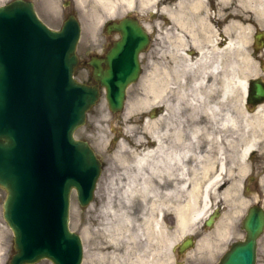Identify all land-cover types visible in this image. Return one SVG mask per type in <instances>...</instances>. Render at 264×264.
<instances>
[{"label":"water","instance_id":"1","mask_svg":"<svg viewBox=\"0 0 264 264\" xmlns=\"http://www.w3.org/2000/svg\"><path fill=\"white\" fill-rule=\"evenodd\" d=\"M131 23L123 27L132 32L115 44L108 68L95 64L99 83L89 85L74 77L81 36L74 15L55 30L32 1L0 6V187L7 192L3 214L16 250L9 264L44 258L54 264L82 263V239L70 229L71 193L76 189L80 204H89L102 165L74 132L97 103L100 86L114 113L124 108L127 87L141 73L139 53L149 43L148 35ZM123 47L131 57L114 62ZM263 225L264 214L251 209L247 240L234 243L220 264H256Z\"/></svg>","mask_w":264,"mask_h":264},{"label":"flooded vegetation","instance_id":"2","mask_svg":"<svg viewBox=\"0 0 264 264\" xmlns=\"http://www.w3.org/2000/svg\"><path fill=\"white\" fill-rule=\"evenodd\" d=\"M194 1L203 2V7L196 8L197 4ZM132 3L156 6L157 8L152 13L156 16L150 15L149 18H145L143 15L118 14L112 20L117 23L124 17L137 20L152 39L145 52L151 53V56L153 55L154 40L159 32L167 35L168 39L169 36L176 35L183 37L185 40L183 53L187 56H195L200 47L194 43V38L192 40L193 31L196 32L198 44L201 43L203 50L211 49L208 37L212 33L216 34L214 39L217 47L223 50L230 40L239 41L235 34L236 29H232L233 22H237L239 26L249 25L250 36L246 38L245 42L239 43L233 48L236 53L240 51L252 54L255 62L251 66L240 64L237 74L246 78L245 91L238 85L234 92L228 91L226 110L231 115H239L241 110L253 113L264 105V33H261L264 32L262 20L264 16L233 13L232 7L238 4L237 0H132ZM244 17L253 19L245 21L242 19ZM260 33L263 35L259 41ZM100 35L101 39L98 41L99 48L97 50L96 47L93 48L90 45L80 53L76 74H83V80L86 82H95L93 78L94 64L102 62L106 68L109 51L122 37L119 31H113L107 27L101 29ZM173 49L174 46L171 50ZM227 50L231 52L232 48H227ZM141 60L143 62L142 57ZM163 64L162 76L168 75V65L166 62ZM174 75V72H171L164 82L169 79L173 80ZM213 78L209 70H204L203 73L198 70L196 72L188 71L185 79H177L175 84H172L171 81L173 92L181 82L185 83L186 96L180 100L172 97L169 107L166 102L150 107L146 116L147 125L142 143L122 141L125 139L123 130L117 128L112 132L106 149L97 150V152L103 162V171L109 167V164H106L102 153L115 157V162L111 166L115 180L119 177L123 178L124 167L119 162L120 159L131 162V156L145 152L147 154L146 186L155 191L167 192L169 191L167 189H171L172 193H177V190L174 192L175 189L182 188L186 181L192 180L194 184L198 182L199 188L201 181L219 177L221 184L218 192L229 191L228 201L226 203L214 202L215 206L207 217L208 219H210V215L214 217V225L208 227L206 218L197 228L196 238L200 239L203 235L215 232L221 216L228 213L231 206L244 204L242 213L232 217V220L229 221L233 227L231 235L226 239L231 240L232 238L229 241L231 244L238 238L247 239L248 232L245 229V223L252 206H255L256 211L264 214V131L258 136L256 146L246 155L244 161L242 160L244 144L241 140L246 137V133L244 135L243 122L238 123L236 132H234V127L229 126L225 134L222 133L224 141H220V145L210 141L208 133L217 126L211 125L212 119L208 115L206 105L201 97L207 102H213L217 98L220 100L223 86L222 83L217 86L213 84ZM240 92L243 93L238 96ZM186 147L189 152L185 155ZM198 154L202 155V163L199 162ZM221 161L224 162L223 172L220 170ZM117 192L118 194L122 192L119 183ZM149 192L151 193V189ZM173 201L176 202L177 197ZM168 218L175 223L173 215ZM235 224L241 231V236L233 238L232 232L235 230ZM257 257V264H264V227L257 239ZM162 262L163 258H160L155 261V264H162Z\"/></svg>","mask_w":264,"mask_h":264},{"label":"bare ground","instance_id":"3","mask_svg":"<svg viewBox=\"0 0 264 264\" xmlns=\"http://www.w3.org/2000/svg\"><path fill=\"white\" fill-rule=\"evenodd\" d=\"M194 3L197 4L195 7L198 9L202 8L204 5L203 2L199 1H194ZM236 6L241 9V13L236 11H233V13L264 16V0H243ZM242 19L249 21L253 18L244 17ZM232 29H236L235 34L239 38V41L230 40V43H227V47L223 50L217 47L214 39L216 34L214 33L208 37V43L212 46L210 47L211 49L203 50L201 48V43L198 44L196 32L193 31L192 40L194 38V43L200 47L195 56H187L183 53L185 49V40L183 37L169 36V38L173 40V54H178L177 56L174 55L171 57L174 76L177 79H185V75L188 71L196 72L199 70L203 73L204 70H209L214 77L213 84L217 86L222 83L223 90L220 100L217 98V100L213 102H207L201 97L206 105L207 113L212 119L211 125L217 126L212 132H209L208 135L211 142L214 141L220 145V143L224 141V135L222 133L224 132L225 134L229 126L234 127V132H236L238 123L243 122L245 127L244 135L246 133V137L241 140L244 144L242 147V160L244 161L246 155L256 146L258 136L264 131V105L257 108L253 113L241 110L239 115H231L226 110L228 91L234 92L237 85L243 88V90L245 89L246 78L237 74L241 66L240 64L243 63L245 66H251V64L255 62V59H252L249 53H241L238 51L240 55L244 54L243 60L239 61L235 49L233 48L239 43L245 42L246 38L250 36V26H239L237 22H233ZM227 48H232V51L228 52ZM160 69L161 66L151 74L150 78L145 80L142 97L138 100L136 105H148L151 102L154 104H162L166 102L167 107H169L172 97L180 100L186 96L185 83L181 82L176 87V91L173 92L171 87L172 80L169 79L164 82L165 78L170 75L169 69L167 68L168 75L165 74L164 76H162V71H160ZM242 93L243 92H240L238 96ZM132 107V105L129 106L126 115L130 114ZM134 108L135 107H133L132 110H134ZM138 143H142V140H138ZM185 149L186 155L189 150L187 147ZM146 157L147 154L143 152L137 153V155L133 157L131 156V162L125 159L119 160L124 167V172L122 174L123 178L119 177L116 179V182L120 185V189H122L121 196L117 198L118 201L116 205L123 206V208L116 211L117 218L113 222L112 227L114 228L115 235L118 237L125 233L128 227L137 226L140 229V227L143 228L145 226L146 229L149 230V234L155 231L165 234L167 239L166 246L171 248L179 233L181 235L185 234V232L192 229L193 224L205 219L209 214L213 205L210 193L212 191H217L220 179L219 177L209 179L199 188L198 182L194 184L192 180H189L185 182L182 188L175 189L174 192L177 190V193H172L171 189H167L169 190L167 192L155 191L146 186ZM201 157L202 155L198 154V158L200 159L199 162L202 163ZM220 170L221 172L224 170V162L222 161L220 162ZM149 189H151V193ZM224 192L229 194L226 190ZM125 197L126 199L124 200ZM176 197L177 201L175 202L173 200L176 199ZM129 204H138L140 206V220L136 219V221L130 214ZM243 207L244 204L231 206L228 210L229 212L224 214L225 216L221 223H219L218 228L215 229V232L204 235L199 241V246L209 248L221 247L230 233V227L227 223L232 220V217H236L242 213ZM171 215L174 216L176 221V231L169 234L167 226L171 222L168 218ZM194 234H196V232ZM172 235L174 236L172 237ZM169 236L172 238L169 239ZM216 237H218V239H216L217 241L215 240ZM219 250V248L216 249L215 253ZM108 256L109 255L103 257ZM131 258L126 261L125 257L115 256L112 260L113 262L115 261L114 264H151V259H146V257H135L132 261Z\"/></svg>","mask_w":264,"mask_h":264},{"label":"rangeland","instance_id":"4","mask_svg":"<svg viewBox=\"0 0 264 264\" xmlns=\"http://www.w3.org/2000/svg\"><path fill=\"white\" fill-rule=\"evenodd\" d=\"M11 0H0V5ZM36 2V7L40 17L52 28H60L63 21L67 18L70 13H75L78 15L82 25L83 34L79 44V55L88 46L99 48V45H95L94 42L101 39L99 35L98 26L102 27V22L109 18H112L116 14H123L132 11L133 14H138L149 18L155 8L154 5H134L131 4L132 0H71L70 7H65V0H34ZM243 0H237V3ZM233 11L240 12L241 9L234 5L232 7ZM159 13V12H158ZM174 37H177L174 36ZM168 40V42H167ZM172 39H168L167 35H163L162 32L156 36L153 45V55L151 53L143 54V66L144 72L137 84L130 87L128 92V103L127 109L132 105L134 110L131 108V112L126 116L125 113L122 114L119 119H110L109 110L104 98L101 99L100 103L94 107L88 115V124L83 128L79 129L77 132V137L84 138L88 140L92 145L97 147L99 151L106 149L107 142L109 141L110 134L108 132L109 128L115 127V125L132 126L128 133L135 135L136 140H143L144 130L146 126V114L149 107L154 103L151 102L148 105H136L138 100L142 97L144 82L150 76V73L154 71V68L158 69L164 66L163 63L166 62L170 73L173 70V64L171 57L178 54H173ZM151 51V52H152ZM237 58L243 60L244 54L240 55L236 53ZM242 58V59H240ZM162 71V69H161ZM150 72V73H148ZM174 72V70H173ZM152 74V73H151ZM79 79H83V74L77 75ZM177 83V78L174 76L172 84ZM159 105V104H158ZM133 111V112H132ZM146 115V116H145ZM112 125V126H111ZM101 148V149H100ZM105 157L106 164L109 167L105 169L103 178L100 180L99 187L96 193V197L93 203L87 207H81L75 194L72 195V205H71V228L81 234L83 238V243L85 247V261L84 264H114L113 257H125L128 261L131 257V261L135 257H146V259H151V264H155V261L163 258L162 264H174V255L171 248L166 246V236L165 234L155 231L149 234V230L144 226L140 229L137 226L128 227L125 233L121 236H116L114 228L112 227L113 222L117 218V213L123 206L116 205L117 198L121 196L117 192V185L114 178V173L111 169L115 159L105 153H102ZM205 183L201 181L200 187ZM229 192V191H228ZM228 195L226 192L221 191L211 198L213 202L226 203L225 196ZM5 195L0 197V257L1 264H6L13 254V234L9 227H7L2 218V203ZM111 197V199H110ZM126 197L124 198V200ZM129 212L136 220H140L141 209L138 204H129ZM136 220V221H137ZM138 223V222H137ZM171 222L168 225L169 234L173 233L171 231ZM6 226V227H5ZM176 228V225H175ZM152 230V229H151ZM241 231L235 224V230L232 232L233 238L240 237ZM161 233V234H160ZM186 233V232H185ZM162 235V236H161ZM175 235V234H174ZM172 235V237L174 236ZM169 236V239L172 238ZM182 235L179 233L177 238L174 240V244L180 241ZM168 239V240H169ZM232 240V238H231ZM229 238L227 242L219 247L220 250L215 253L216 247H200L196 246L195 251H191L190 254L184 258V264H211L217 261L220 257L221 250L226 248L231 241ZM228 243V244H227ZM172 244V245H174ZM212 255L213 257H208L207 255ZM201 254V256H199ZM108 257H103L107 256ZM149 257V258H148ZM36 264H52L49 260H42Z\"/></svg>","mask_w":264,"mask_h":264}]
</instances>
